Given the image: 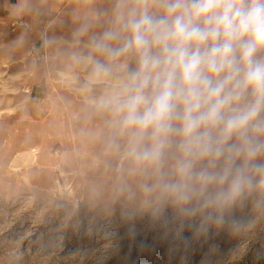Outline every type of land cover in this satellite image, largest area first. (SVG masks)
Returning <instances> with one entry per match:
<instances>
[{"label":"clouds","instance_id":"clouds-1","mask_svg":"<svg viewBox=\"0 0 264 264\" xmlns=\"http://www.w3.org/2000/svg\"><path fill=\"white\" fill-rule=\"evenodd\" d=\"M71 53L106 190L179 239L264 221V0H89Z\"/></svg>","mask_w":264,"mask_h":264},{"label":"rangeland","instance_id":"rangeland-1","mask_svg":"<svg viewBox=\"0 0 264 264\" xmlns=\"http://www.w3.org/2000/svg\"><path fill=\"white\" fill-rule=\"evenodd\" d=\"M88 7L19 0L24 25L0 26V264H264V221L239 237L186 229L178 239L110 199L83 119L84 73L71 61L75 16ZM28 147L41 149L38 161L14 170Z\"/></svg>","mask_w":264,"mask_h":264},{"label":"crops","instance_id":"crops-1","mask_svg":"<svg viewBox=\"0 0 264 264\" xmlns=\"http://www.w3.org/2000/svg\"><path fill=\"white\" fill-rule=\"evenodd\" d=\"M19 0H0V26H7L14 23L18 19H22L21 16H18L14 13L13 8L18 4ZM83 1V0H82ZM37 1V6H38ZM44 8V4H41ZM4 10V13L2 12ZM35 15L40 19L43 16H49L48 12L45 10H37L34 12ZM34 19H30L32 21Z\"/></svg>","mask_w":264,"mask_h":264},{"label":"bare ground","instance_id":"bare-ground-1","mask_svg":"<svg viewBox=\"0 0 264 264\" xmlns=\"http://www.w3.org/2000/svg\"><path fill=\"white\" fill-rule=\"evenodd\" d=\"M40 148L28 147L26 150H23L17 153L12 161L11 167L15 170L19 166L20 162L36 163L38 161L37 154H39ZM65 191V190H64ZM68 197L72 198L75 195L74 189L70 187L68 189Z\"/></svg>","mask_w":264,"mask_h":264},{"label":"built area","instance_id":"built-area-1","mask_svg":"<svg viewBox=\"0 0 264 264\" xmlns=\"http://www.w3.org/2000/svg\"><path fill=\"white\" fill-rule=\"evenodd\" d=\"M16 23H18L19 25H22V26L24 25V24H23V21H19V22L16 21L14 25H17ZM14 25H13V26H14Z\"/></svg>","mask_w":264,"mask_h":264}]
</instances>
